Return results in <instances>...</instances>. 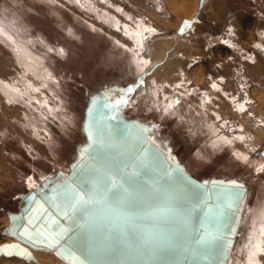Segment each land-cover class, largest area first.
<instances>
[{
  "label": "rangeland",
  "instance_id": "obj_1",
  "mask_svg": "<svg viewBox=\"0 0 264 264\" xmlns=\"http://www.w3.org/2000/svg\"><path fill=\"white\" fill-rule=\"evenodd\" d=\"M183 1L195 5L189 18L181 0H0V244L14 241L2 227L34 188L29 177L40 185L77 160L87 100L106 88L123 116L151 126V139L191 176L246 186L251 197L229 264H250L254 216L264 208V0ZM123 24L143 29L141 53L150 60L142 69ZM24 48L37 67L20 56Z\"/></svg>",
  "mask_w": 264,
  "mask_h": 264
},
{
  "label": "water",
  "instance_id": "obj_2",
  "mask_svg": "<svg viewBox=\"0 0 264 264\" xmlns=\"http://www.w3.org/2000/svg\"><path fill=\"white\" fill-rule=\"evenodd\" d=\"M150 127L123 116L108 89L89 96L83 122L86 143L77 160L67 173L58 172L19 195L18 210L7 213L9 224L4 228L15 241L0 247L20 255L0 256L33 260L28 246L53 252L64 264H77L73 256L84 264H224L238 230L246 186L235 179L191 176L148 139ZM116 171L135 172L136 190L129 189L118 203L90 207L83 219L65 207L63 197L72 189L83 191L103 172ZM53 220L68 229L63 240L54 238L58 229ZM74 221L80 224L78 231ZM33 224H48L51 230L35 245L12 231L32 232ZM197 233L205 240L193 245ZM85 247L95 248L90 258L78 250ZM69 248L73 255L66 251Z\"/></svg>",
  "mask_w": 264,
  "mask_h": 264
},
{
  "label": "snow or ice",
  "instance_id": "obj_3",
  "mask_svg": "<svg viewBox=\"0 0 264 264\" xmlns=\"http://www.w3.org/2000/svg\"><path fill=\"white\" fill-rule=\"evenodd\" d=\"M181 34H183L184 29L181 28ZM215 87V85H213ZM131 91V89H129ZM260 167L264 169V162L261 163ZM136 173L132 172L130 175L127 173H122L120 171L116 172H103L98 179L95 181L94 186L88 187L85 185L83 191L78 189H72L71 194L64 195L65 207L72 211L73 213H81L79 219H83V215L88 213L90 207H96L99 205H108L118 203L129 191V189L136 190L134 180ZM31 177H29L30 179ZM146 186V185H145ZM238 188H242V185H236ZM192 195L195 197L196 192L194 188L192 189ZM87 197V198H86ZM239 199H243V196L240 195ZM35 203V201H33ZM52 224L58 229L56 236L54 237L57 240H63L65 235L68 233V229L64 228L59 222L51 221ZM74 227L77 229L80 228V224L77 221L73 222ZM34 231L30 232L28 229H13V233L19 231L20 236L27 240L29 243L35 245L37 239L39 238H48L50 234V229L48 224H44L42 227L37 226L36 224L32 225ZM205 237L202 234L197 233L192 237L193 245H200L204 242ZM81 251V254L86 258H90L95 251L94 247H85L78 249ZM69 255H73L72 250L66 249ZM0 254L4 255H20V252H11L7 247H0ZM73 259L77 264H84L83 261H79L78 257L73 256Z\"/></svg>",
  "mask_w": 264,
  "mask_h": 264
},
{
  "label": "bare ground",
  "instance_id": "obj_4",
  "mask_svg": "<svg viewBox=\"0 0 264 264\" xmlns=\"http://www.w3.org/2000/svg\"><path fill=\"white\" fill-rule=\"evenodd\" d=\"M80 1V0H78ZM198 3V2H197ZM198 5V4H197ZM178 7H181L184 11H187L185 16L187 18L191 17V15L193 14V12L195 11V5L193 6L191 3L188 4L186 1H183L181 0V2L178 4ZM192 8V9H191ZM111 21V20H110ZM115 25L117 26L118 25V22L117 20L115 21ZM118 27V26H117ZM125 28V30L123 32L127 33L130 38L132 39V45L129 46V51L130 53L132 54V58H133V61L136 65V68L138 69H142L145 67V65L147 64V61L149 58H147V56H144L141 51H142V48H143V39H142V36H141V31L143 29H139L136 30V29H132L131 27H129L128 25L126 24H123L122 28ZM146 28V27H145ZM0 31H2V33H5L4 30L1 28L0 26ZM6 34V33H5ZM157 45V44H155ZM126 46V45H125ZM157 47V46H156ZM124 48V47H123ZM127 48V49H128ZM62 49V48H61ZM126 49V50H127ZM23 51V52H22ZM166 51V50H165ZM164 51V52H165ZM28 53V50L26 51L25 48L24 50H20V56L21 57H26L29 59L30 63L29 65L32 66V67H37V65L39 64V61L37 59H35L33 57V55L30 53V54H25V53ZM163 51H161L159 48H158V51H155V55L157 58L161 57V53ZM168 52V51H167ZM164 56V55H163ZM162 56V57H163ZM164 58V57H163ZM167 58V57H166ZM150 60V59H149ZM160 60V59H159ZM158 68V67H157ZM169 83V82H168ZM161 84V87L160 88H165L164 85L165 83L164 82H160ZM169 85V84H168ZM215 85V87H218L217 84L215 83H212V86ZM170 87V86H169ZM171 88V87H170ZM25 89H17L16 86H13L12 87V91L14 94L16 95H21V94H25V91H23ZM164 90V89H163ZM207 98V97H206ZM208 99V98H207ZM181 97H177L176 100H174V103L175 104H178L179 105V102H181ZM172 105V103H171ZM242 107V106H241ZM240 107V108H241ZM152 128L150 127L149 129V132H148V139L150 141H152L155 145H157L152 139H151V134H150V130ZM238 138V139H242L243 138V135L241 134H237V135H232V136H226L225 139L227 142L229 143H234L235 142V139ZM158 146V145H157ZM65 174V173H64ZM52 177H54V175H47L45 177L42 178L43 179H51ZM28 185L29 187H34L37 185L35 183V181L30 178L28 180ZM33 188V189H34ZM33 189H30V190H33ZM249 197H251L250 195V192L248 190H246V193H245V197L243 199V201L241 202V205H240V213H241V218H240V222H239V226H238V230L236 232V235L234 237V243H233V246L231 247L230 251H229V257L228 259L226 260V262L224 264H229L230 260H231V254L233 252V249L235 247V244H236V241H237V237L239 235V230H240V227H241V224H242V220H244V207H246L247 203H248V199ZM7 215V213H6ZM8 218V217H7ZM254 221H253V224H255V222L257 220H259L258 224L256 225L257 228H255L254 230V234H253V237H252V241L250 242V244H253L252 247L248 248V252H247V255H248V261L250 262V264H259V260L257 259V254L259 252V250L262 248L263 246V239H261L259 236L264 232V208H262L259 213L254 216ZM4 222V221H3ZM6 222V221H5ZM7 225L3 226L2 229L4 230V228L6 227ZM15 241V240H14ZM10 242H13L11 240H7L5 241V243H10ZM25 246V245H24ZM26 250L28 252H30L31 256L33 257V260L34 262H30L29 260L27 259H24L26 262H29L28 264H64V262L56 257V255L53 254V252H45V251H36L35 249H32L28 246H25ZM249 253V254H248ZM0 257H3V258H6L4 255H1ZM7 259V262L5 264H23V258H20L19 260H17L16 258H14L12 260V258H6ZM9 259V260H8ZM239 264H244L243 262H239Z\"/></svg>",
  "mask_w": 264,
  "mask_h": 264
},
{
  "label": "crops",
  "instance_id": "obj_5",
  "mask_svg": "<svg viewBox=\"0 0 264 264\" xmlns=\"http://www.w3.org/2000/svg\"><path fill=\"white\" fill-rule=\"evenodd\" d=\"M196 3H197V1H196ZM213 83H216V82H213ZM217 85H218V83H216ZM219 85H218V87H213L212 86V88H218L219 89ZM4 176V173H2V171L0 170V188L2 189V186H3V184H4V181H3V177ZM2 243H5V242H1V244ZM6 258H14V257H6Z\"/></svg>",
  "mask_w": 264,
  "mask_h": 264
},
{
  "label": "built area",
  "instance_id": "obj_6",
  "mask_svg": "<svg viewBox=\"0 0 264 264\" xmlns=\"http://www.w3.org/2000/svg\"><path fill=\"white\" fill-rule=\"evenodd\" d=\"M260 157H261L262 162H264V153H262Z\"/></svg>",
  "mask_w": 264,
  "mask_h": 264
}]
</instances>
